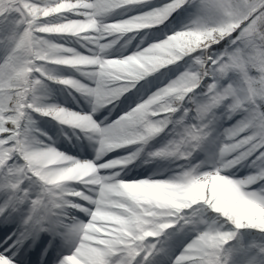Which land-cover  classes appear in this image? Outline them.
Segmentation results:
<instances>
[{
    "label": "snow or ice",
    "instance_id": "snow-or-ice-1",
    "mask_svg": "<svg viewBox=\"0 0 264 264\" xmlns=\"http://www.w3.org/2000/svg\"><path fill=\"white\" fill-rule=\"evenodd\" d=\"M0 264H264V0H0Z\"/></svg>",
    "mask_w": 264,
    "mask_h": 264
}]
</instances>
